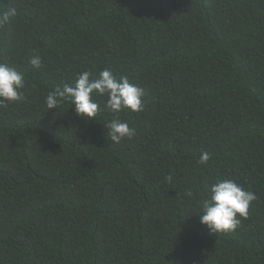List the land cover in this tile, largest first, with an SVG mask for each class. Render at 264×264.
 <instances>
[{
  "label": "trees",
  "instance_id": "obj_1",
  "mask_svg": "<svg viewBox=\"0 0 264 264\" xmlns=\"http://www.w3.org/2000/svg\"><path fill=\"white\" fill-rule=\"evenodd\" d=\"M5 7L18 14L0 27V63L23 73L25 99L0 107V264H264V0ZM104 69L145 90L142 112L96 96L93 121L69 99L46 107ZM117 117L136 132L118 144ZM221 179L256 199L235 231L210 234L200 201Z\"/></svg>",
  "mask_w": 264,
  "mask_h": 264
},
{
  "label": "clouds",
  "instance_id": "obj_2",
  "mask_svg": "<svg viewBox=\"0 0 264 264\" xmlns=\"http://www.w3.org/2000/svg\"><path fill=\"white\" fill-rule=\"evenodd\" d=\"M16 7L0 9V27L6 26L17 16ZM33 68L41 66V58L33 54L29 60ZM25 77L15 67L0 63V107H6L17 101H24ZM145 90L131 83L127 76L117 77L110 69H104L93 77L84 71L76 77L73 84H65L62 89L48 93L45 98L49 110L56 109L65 99H69L74 112L86 122L93 121L100 111V105L93 99L107 97L105 108L114 113L122 109L132 113L143 111L142 97ZM108 135L113 143H120L125 138H132L136 132L127 122L114 118L106 124ZM208 152H202L198 163L207 164ZM171 181V176L167 177ZM186 196L191 197L188 191ZM256 199L252 191H246L232 179L215 181L208 190L207 198L200 201V223L211 233H230L237 229L241 218L246 219L251 203Z\"/></svg>",
  "mask_w": 264,
  "mask_h": 264
}]
</instances>
